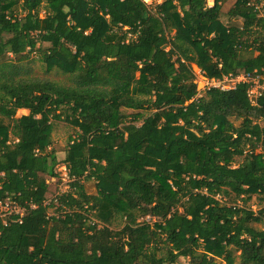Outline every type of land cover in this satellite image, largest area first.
Instances as JSON below:
<instances>
[{
    "label": "trees",
    "instance_id": "trees-1",
    "mask_svg": "<svg viewBox=\"0 0 264 264\" xmlns=\"http://www.w3.org/2000/svg\"><path fill=\"white\" fill-rule=\"evenodd\" d=\"M37 44L63 79L13 61ZM188 61L262 71L264 1L0 0V202L23 209L0 215V264H264V206H245L264 195V81L257 104L246 84L197 100ZM61 120L72 189L46 204Z\"/></svg>",
    "mask_w": 264,
    "mask_h": 264
},
{
    "label": "rangeland",
    "instance_id": "rangeland-1",
    "mask_svg": "<svg viewBox=\"0 0 264 264\" xmlns=\"http://www.w3.org/2000/svg\"><path fill=\"white\" fill-rule=\"evenodd\" d=\"M146 1L149 4H152L153 2H157L159 0H146ZM261 1H264V0H261ZM208 3H209V5H212L213 0H208ZM229 4L231 5V1L229 2ZM222 18L225 20L231 19L225 13L222 15ZM39 49H40V44H37L35 47V50H33V52L26 53V56L23 58H20V61H17V59H15L14 57L12 59L16 63H21V64H27V62L29 61L30 69H31L30 73L34 74L36 76L47 77V78H51L54 80L63 79L64 77L59 70L58 71L53 70L51 72L46 71L43 62L40 59V56L35 52ZM251 117L255 118L256 115L252 114ZM4 122L8 126H10V128L14 124V121L9 120V119H5ZM72 133H73L72 127L67 122H65L64 120L53 122L52 129H51L53 146H51V148H54V151H53V159L51 160V163H52V166L54 168L55 173H57V176L53 177V179H52L50 177V175H45L48 178V180H50L52 182V183H50V188H49V192H48L49 198H51L50 196H53V197L55 196V193L57 192V190L59 189L60 186L63 188H67V180L65 178V171L63 168V166H64L63 164H64L65 152H66L67 145H68L67 144V138ZM12 136L15 137L13 134H12ZM240 146L245 151V153H248L249 150L251 149L250 148V142L248 141V138H243L240 142ZM259 150H260V148H258L256 151H259ZM225 156H226L227 160L229 162H231L232 165H235V166L238 165L242 160L241 157L234 155L232 153H226ZM69 188H71L70 183H69ZM245 206L246 207L249 206L253 210H257V209L262 208L264 206V195L263 194H254V196L252 198L247 199ZM7 209H8V206L6 203H4V202H3V204L0 203V212L6 211ZM1 214H3V213H1ZM145 218L146 217L140 218L139 221H143ZM93 219L98 223V227L103 226V223L100 222L96 217H93ZM122 226H123V221H121L120 218H115V220L113 221L110 228L120 229ZM237 260L238 259H236L235 261L237 262Z\"/></svg>",
    "mask_w": 264,
    "mask_h": 264
},
{
    "label": "built area",
    "instance_id": "built-area-1",
    "mask_svg": "<svg viewBox=\"0 0 264 264\" xmlns=\"http://www.w3.org/2000/svg\"><path fill=\"white\" fill-rule=\"evenodd\" d=\"M188 64L191 68V70L194 72L195 75V84H196V99L200 100L201 98L205 97L207 93L212 89H220V90H230L236 88L238 84H246L248 87V97L252 104H257L258 98L261 96L263 91V81H264V69L262 71H255L254 74H246V73H240V74H228L223 76L222 78H214L208 76L204 70L199 67L195 62L188 61ZM155 100V99H154ZM141 122L137 125H140ZM63 168L65 171V178L67 180V188L59 187L57 192L55 193V196H50L45 201L46 204H49L52 199L56 201L57 197L69 192L71 188H69V183L72 181V178L69 175V170L67 167V164H63ZM53 172L54 168H53ZM57 174V173H55ZM50 175V177L53 179V177H56L57 175ZM48 179V178H47ZM49 185L52 183L50 180H48ZM71 184V183H70ZM50 188V187H49ZM6 203L8 206V209L6 211L0 212V215L9 214L12 212L23 214V209L19 207L16 204H12L8 201H1L0 203L3 204ZM3 213V214H1ZM144 220L151 222L150 217H146Z\"/></svg>",
    "mask_w": 264,
    "mask_h": 264
}]
</instances>
